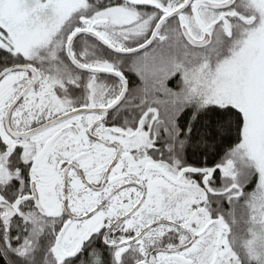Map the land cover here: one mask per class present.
Masks as SVG:
<instances>
[{"label": "snow or ice", "instance_id": "1", "mask_svg": "<svg viewBox=\"0 0 264 264\" xmlns=\"http://www.w3.org/2000/svg\"><path fill=\"white\" fill-rule=\"evenodd\" d=\"M0 264H264V0H0Z\"/></svg>", "mask_w": 264, "mask_h": 264}]
</instances>
